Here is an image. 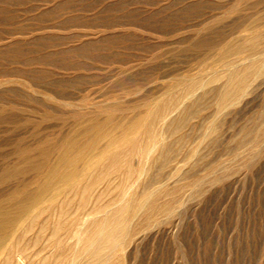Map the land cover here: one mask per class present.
Segmentation results:
<instances>
[{"label": "rangeland", "instance_id": "1", "mask_svg": "<svg viewBox=\"0 0 264 264\" xmlns=\"http://www.w3.org/2000/svg\"><path fill=\"white\" fill-rule=\"evenodd\" d=\"M256 30L262 33L256 54L264 60V0H0V170L16 159L20 142L36 146L69 132L87 115L130 117L170 96L176 102L172 116L184 121L166 131V137L176 132L166 138L167 158L147 161V176L143 172L136 187L141 194L165 182L172 192L159 193L156 202L170 198L171 208H149V221L141 211L117 262L264 264V66L248 91L221 112L215 91L225 77L212 78L228 68L218 58L221 48ZM247 56L241 53L238 62L248 63ZM195 76L208 82L182 99L184 84ZM214 116L217 124L210 129ZM33 174L0 182V198L19 185L35 187ZM119 178L112 177L99 200L112 197ZM74 195L71 214L81 198ZM93 202L95 197L86 208ZM41 216L23 240L28 261L76 241L73 227L51 233L55 213ZM35 235L41 240L34 243ZM56 238L62 240L58 245Z\"/></svg>", "mask_w": 264, "mask_h": 264}, {"label": "bare ground", "instance_id": "2", "mask_svg": "<svg viewBox=\"0 0 264 264\" xmlns=\"http://www.w3.org/2000/svg\"><path fill=\"white\" fill-rule=\"evenodd\" d=\"M259 33L256 30V32L247 33L244 37L230 39L221 48L218 58L222 59L228 68L217 71L212 77L214 79L225 77L223 83L219 84V88L215 91V100L219 112L227 106L234 105L248 91L247 87L253 78L263 71L264 60L260 58L259 54H256L260 51L261 36ZM243 52L250 59L249 62L247 61L248 63L243 64L237 60V56ZM231 55H235V57H230ZM197 76L187 80L181 90L180 97L193 96L199 87L205 86L208 82L206 79ZM203 91L202 94H204ZM202 94L200 98H202ZM141 102L143 103V101ZM175 103L170 96L158 97L150 101L146 107L138 108L139 110L133 115L130 113L132 115L130 117H118V115H114L116 113H107L103 116L102 114L87 115L89 117L76 121L69 132L63 133L53 140L44 138L36 146H29L20 142L15 149L16 159L11 164L1 168L0 182L30 170L34 171L33 175L38 182L33 188L18 184L19 186L7 198H0V264H119L116 260V258H120L118 249L126 243L134 229V226H131L132 220L141 211H146V221H149L153 217V213L148 211L149 208L154 207L158 212L167 211L171 208L170 198L156 202V195L171 191L165 182L154 185L149 190L146 189L145 192L141 190L143 192L141 194L137 192L136 185L138 180L140 181L141 174L148 167L146 162L160 156L166 157L170 151L169 144L171 143H168L166 138L173 135L175 128L177 129L175 126L180 127L178 122L183 118L179 115V118L172 116L176 107ZM185 111L187 114V110ZM186 118L185 120H187ZM216 124V117L214 116L210 119L209 128L214 129ZM170 127H175L174 130L171 129L174 132L166 137L165 133ZM175 139L178 138L175 137ZM188 149L190 150L189 147ZM135 156L139 158L138 163L133 161ZM186 158L188 159V157ZM181 164L175 166L176 173L180 171ZM144 173L147 176V172ZM113 176H120L114 183L116 192L112 197L110 196V199H106L107 201L104 198H101L104 201L99 200L106 192L104 187L113 181ZM78 192H80L81 198H78L77 209L71 214L69 213L70 206L74 204V194ZM92 197L96 198V202L92 203L94 205L91 209H87L88 201ZM45 213L52 216L54 213L56 214L54 216L56 223L53 222L55 227L51 233L57 235L61 229L73 227L76 241L65 251L55 253L53 250V253L44 254L37 260L28 261V256L25 253V242L23 241L25 234ZM67 214L69 217L64 218ZM43 227H45L44 224ZM32 238L35 243L41 237L35 235ZM61 241L60 238H56L54 243L58 245Z\"/></svg>", "mask_w": 264, "mask_h": 264}]
</instances>
